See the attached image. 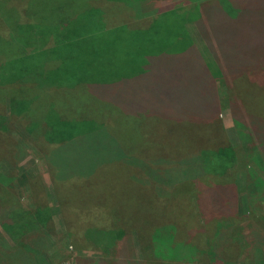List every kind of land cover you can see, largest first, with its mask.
Masks as SVG:
<instances>
[{
	"label": "trees",
	"instance_id": "16d2710c",
	"mask_svg": "<svg viewBox=\"0 0 264 264\" xmlns=\"http://www.w3.org/2000/svg\"><path fill=\"white\" fill-rule=\"evenodd\" d=\"M42 4L43 0H0V36L4 33L6 40L0 41V74L2 72L4 82L0 90L5 91L2 108L7 105V119L14 118L24 128L28 125L30 146L39 142L36 139L54 145L42 153V158L55 170L49 171L46 166L48 175L51 172L55 183L71 179L84 181L91 178L95 168L100 171L110 163L120 164L123 170L120 181L127 176L128 184L135 191L140 190L136 204L146 201L150 195L158 202L169 201L163 204L162 219L157 220L153 230L161 228L164 233V228L170 226L169 238L181 242L178 230H186L185 226L172 219L184 212L178 210L179 204L194 205L195 211H189L185 215L187 218L194 219L198 215L203 222L213 216L214 229L227 231L225 236L230 239L231 248L242 240L243 250L252 257V264H264V233L251 219L238 218L234 207L238 194L236 175L244 179L246 209L253 204L264 206V121L249 116L244 111V103L233 97L235 81L242 75L249 84L264 88V0H179L172 6L152 0H79L83 12L74 18L75 23L64 22L63 28L58 27L62 22H44L38 11ZM67 16L63 11L57 21H66ZM187 26L195 27L219 77L216 78L204 62ZM63 30L66 33L60 35ZM87 38L97 42L105 40L104 59L99 55L91 58L89 52L77 60V53L86 51ZM110 66L118 70L116 89L106 88L96 79L99 69L102 71ZM78 90L87 95L89 114L71 117L58 104L59 98ZM92 103L114 105L124 119L132 121L148 146L129 147L113 131L94 124L101 118L92 115L97 109L102 111V107ZM191 104L198 106L199 119L196 109L189 107ZM222 109L229 112L239 141L237 146H232L222 129ZM212 116L215 117L213 121L210 120ZM97 137L100 148L105 151L102 160L95 155L85 164L81 156L70 160L51 156L54 149H57L54 154L64 155L76 141L81 146L86 140L97 141ZM0 141L4 154L11 156L8 161L12 160L16 148ZM145 152L154 153L147 156ZM189 171L187 178L182 177V172L188 174ZM111 175L108 180L115 179L114 173ZM224 180L227 183H222ZM27 181L28 177L21 173L9 186L0 184V191L14 202L22 195L20 189H30ZM146 183H153V186ZM97 185V205L106 211L102 216L108 223H121L127 231H136L141 237L143 252L149 250L150 246L143 240L148 232L137 231L136 226L122 218L117 202L102 196L103 184ZM16 189L19 190L16 194L11 193ZM127 189V195L133 196L128 201L132 202L133 190L129 186ZM125 191L126 187L119 196L126 195ZM216 198L225 199L223 206L227 208L216 212ZM1 202L0 226L5 236L0 231V264H36L35 257L46 252V226L42 225L47 218L36 214L41 217H36L37 221L19 224L12 215L8 217L15 211L12 206L4 207ZM57 202L68 233L69 221L75 215L72 212L64 214L62 207L67 203L58 199ZM91 203L86 202L81 213L97 206ZM235 226L241 231L237 229L240 236L234 240ZM197 229L195 222L190 231L196 242L204 238ZM122 232L126 233L124 229ZM121 235L117 232V237ZM260 235H263L261 240ZM128 236L125 238H129L131 246ZM155 240L153 244L162 241L165 250H172L164 236L157 235ZM202 243H185L186 247L193 248L196 258L192 259H198L196 253L206 246ZM217 248L222 249L224 255L229 252V249ZM181 255L186 256L185 253ZM79 260L83 262L78 264L114 262L108 257Z\"/></svg>",
	"mask_w": 264,
	"mask_h": 264
},
{
	"label": "rangeland",
	"instance_id": "374dc122",
	"mask_svg": "<svg viewBox=\"0 0 264 264\" xmlns=\"http://www.w3.org/2000/svg\"><path fill=\"white\" fill-rule=\"evenodd\" d=\"M152 1L164 6H172L173 4L179 2V0ZM112 4L118 5L115 3ZM38 11L41 13L42 18L46 23H54L56 21L57 24L62 22L63 24L60 23L58 26L59 28H63L65 25L64 22L66 23L70 21L69 23H75L76 19L74 18L79 17L80 15L78 14L83 12L79 7V0H43V4L38 6ZM63 11L67 12L68 19L66 21H57L61 18V13ZM54 25L55 24H52L51 26ZM187 30L208 68L212 71L216 78L219 77V71L213 63L211 56L206 50L205 45L195 27L187 26ZM65 33L66 31L63 30L60 32V35H64ZM3 34L0 36V41L4 42L6 40L3 38ZM223 35H221V37H223ZM105 45V40L97 42L87 38L84 42L86 51L80 52L79 54L77 53V60H79V56H82L83 54L87 55L89 52L91 58L99 55L104 59L102 54ZM79 48L77 50H80ZM6 53L9 52L6 51ZM27 62L29 63L28 60ZM98 72L100 74H98L99 77H96V79H98L101 85H105V87L109 89L117 88L116 76L118 74V70H116V66H110L102 71L99 69ZM2 76L3 74L1 72L0 86L4 83ZM108 77H111V79ZM4 92L5 91L0 90V139L4 142V144H12V147L14 145L16 152L13 155V159L8 161L11 156L4 154L3 144L0 141V149H2L0 153V184L7 187L12 182V179L23 173L28 177L27 182L29 184L27 187H30V189L26 191L20 189L22 195L18 197V200H13L14 202H17L15 205L14 202H12L5 193H1V191L0 200H2L1 203H3L4 207L12 206V211H15H13V213L11 212V214L9 213L8 217L12 215L16 218L15 220L17 223L19 222V224L33 219L35 221L36 217L37 219L41 218L36 216V214H42L45 218H47L45 225H42L43 227L46 226L44 228L46 252L35 257L36 264H78L79 262H83L79 259L87 258L91 260L96 258L100 259L102 257L111 258L112 261H114L111 264H123L122 261L130 262L126 264H252V257L250 255H246L243 250L244 247L242 240L241 242H236L235 246L231 248L232 243L230 244V239L225 236L227 231H222L220 228L214 229L215 223L213 221L214 219H212L213 216L208 217V219L206 218L207 220L203 222L201 221L202 218L200 219L198 215H196L194 219L187 218L185 216L186 214H189V211H195L194 205L188 204L186 205V208L184 205L179 204L178 210H182L184 212H181L182 214L178 218L175 217V219H172V221L175 220L182 222L185 226L186 230H178L181 233L179 237L183 239L181 242H178L176 238H174L175 241H173V238H169L170 235L167 234L172 230V227L170 226H168L170 228H164V233L161 231V228L159 231L153 230L157 225V220L162 219L161 212L164 208L163 204L167 205L169 201L159 200L158 202L152 197V195H150L146 198V201H139L138 204H136V201L139 198L140 190L136 189L135 191L133 187L128 184L127 176H124L125 178L120 181L123 174L120 164L110 163L106 167H101L100 171L99 168H95L91 178L84 181L71 179L64 183H55V181L50 177L51 172H49L48 175V168L49 171L55 170L44 158H42V153L45 152V150H51L54 145H49L42 139H36V141L39 142L35 143L33 147L30 146L31 143L29 142L30 138L28 137V129H26L28 125L24 128L21 126L20 122L14 118H12L11 121L7 119V114H9L7 105L2 108V103L4 102V99H6L2 97V93ZM233 97L238 98L239 101L244 103V111L249 116L264 121V88L255 84H249L248 79L242 75L235 81ZM194 101L196 100H192V102ZM58 104L63 107L71 117L87 116L89 114L87 95L80 90L70 92V94H67L65 97H60ZM92 104L96 105L98 108L102 107V111L97 109L96 114L92 115L94 118H101L99 121L95 120L94 124L101 127L103 126L108 132L113 131V133H116L118 138L129 147L146 145L144 140L138 135L132 121L129 122L127 119H124V115L120 113L114 105H99L98 103ZM189 107L194 111L196 109V113L198 112V106L196 104H191ZM220 115L222 129L227 137V140L232 144V146H237L239 141L233 130V124L231 123L228 110L222 109ZM197 117L198 119L200 118L198 113ZM214 119L215 117L213 116L210 118L212 121ZM100 121L101 123H99ZM98 140H100L98 137L97 141L93 139L86 140L83 144L81 143V146H79L80 142L76 141L73 144V147L66 150L64 155L54 154V151L57 150L54 149L51 156L53 154L55 159L61 157L65 160L81 156L85 164L89 157H94L95 155H98L102 160V158H104L105 151L103 147L100 148L101 143ZM207 140L208 139H205V141ZM202 141L203 140L200 139V142ZM147 146L148 145L145 147ZM19 149L21 152L18 151ZM6 152L8 153L9 150ZM152 153L154 152H145V155L147 154L148 156ZM46 166H48V168ZM190 172L191 171H189L188 174L182 172V177L186 176L187 178ZM111 173H114L115 179L108 180V175L112 177ZM214 173L207 174L213 175ZM234 178L238 190L237 198L234 201L235 213L237 214V217H247L248 219H251L264 233V211H262L264 210L263 204L259 207L258 204H253L249 209H246L244 179L242 176L237 175ZM169 180L171 181L170 178ZM97 183L103 184L104 192L102 196L111 202H117L118 212L122 215V218L129 221L130 225L133 227L136 226L135 228L137 231L141 233L148 232L143 240L146 241L145 245L150 246V249L148 248L149 250L143 252L144 248L141 246V237L136 231H127L121 223H108V219L102 216L103 213L106 215V211L102 210V208L97 205ZM222 183H227V180L222 181ZM54 185L55 189L53 188ZM146 185L153 186V183H146ZM127 186L133 190L134 200L132 202L128 201L129 197L132 198L133 196L127 195ZM125 187L126 195L120 197L119 195ZM105 188L107 189L105 190ZM180 190L181 189H179V191ZM18 191L19 190L16 189V191L11 193L16 194ZM176 192H178V189H176ZM56 197L58 200H63V203H67L62 207L64 214L66 213V215H69L72 212L73 215H75V218L69 221L70 227L68 230L70 231L68 233L61 216V208L57 204L59 201L57 202ZM172 199L174 201H178V199ZM91 200L93 201V204L97 205L95 206L97 208L92 207L86 212L81 213L86 202L92 204ZM223 200L221 201L216 198V212L227 208V206H223ZM11 202L13 204H11ZM108 206L109 205L107 204V207ZM111 210L114 213V209L112 207ZM17 213L21 214L20 216H22V221H19L20 216H18ZM146 216L152 218L145 219ZM194 220L196 225L198 224L197 231L200 235L204 236L203 239H200L197 242L194 241L195 239L192 234L193 231H190L194 228ZM246 221L247 220L243 221L242 224ZM40 223L41 222H39V224ZM98 227L104 230H100ZM122 229H124L126 233L122 232ZM235 229L236 231L234 232ZM235 229L232 228L233 232L238 234L233 233L234 240L239 238V232H237V229L241 231V229L236 226ZM0 231L5 236L1 226ZM117 232H120L123 236L121 235L120 237H117ZM128 235H130L132 243L131 246H129V238H125ZM157 235L164 236L166 243L171 246L170 249L172 250H165V245L162 241L153 244V241H156L155 239L157 238ZM261 236L263 235L259 236V240H261ZM8 238L9 237L6 235L7 240ZM118 240L122 242L121 245ZM186 240L189 241L190 245H196L201 243V241L204 242L202 244H206L205 247L202 246V249L196 253L199 255V257L197 256V260L192 259L196 258V256L193 255L192 247L189 248L185 246V243L188 242ZM254 240H256V236ZM87 242H90L91 244ZM217 246L229 249V252H226V255H224L222 253V249L217 248ZM183 253H185L186 256L181 255Z\"/></svg>",
	"mask_w": 264,
	"mask_h": 264
}]
</instances>
